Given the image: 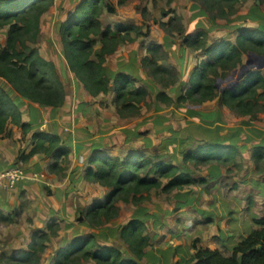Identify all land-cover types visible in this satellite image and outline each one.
Listing matches in <instances>:
<instances>
[{"label":"rangeland","instance_id":"rangeland-1","mask_svg":"<svg viewBox=\"0 0 264 264\" xmlns=\"http://www.w3.org/2000/svg\"><path fill=\"white\" fill-rule=\"evenodd\" d=\"M81 1L54 0V5L42 18L37 44L41 55L56 65L66 87V104L50 111L54 116H64L65 119L70 117L76 122H70L64 128L66 135L69 134L70 139L65 140L72 144V154L66 171L61 175L50 171L53 160L43 155L39 158L45 166L43 173L34 172L33 182L19 185L2 198L0 211L11 221L0 222V264H10V260L27 251L33 234L46 230L52 219L59 223V235L48 244L46 252L42 254L41 264H54L60 251L68 248L75 237L96 234L100 238L109 232V225L92 231L91 227L80 221L79 212L104 200L110 192L109 188L85 178L93 156L125 158L130 154H144L154 161L180 164L195 178L205 180L186 191L202 192L210 200L223 197L229 202L227 221L236 216L233 211H241L237 202L247 204V210L255 207L256 203L249 205L252 195L245 200L232 199L233 193L240 195V192H247L244 189L249 187L251 180L257 181V184L264 180V161L258 164L253 158L255 148L264 141V113L250 119L221 106L218 100L204 104L177 103L175 100V103L166 105L156 99L160 91H166L176 99L189 87L191 75L200 62L210 59L186 44L184 35L206 30L209 45L219 39L235 42L241 29L264 30V4L248 1L239 5L238 12L230 19L215 20L194 0H174L171 4L168 0H129L123 6L117 5L118 0H107V4L114 6L116 11H104L101 16L103 27L134 24L144 29L143 35L134 42L120 45L106 63L111 78L123 72L131 75L138 86H146L150 92L139 115L122 118L117 114L114 103L115 92L91 97L70 71L65 58L60 28ZM175 15L182 17L185 30L183 36L178 30L170 36L161 26L162 22L167 23ZM7 32L8 28L0 29L1 45L7 41ZM151 44L162 47L160 53L164 58L161 65L179 74V82L175 86L164 88L142 67L141 61L148 54L147 49ZM100 48L101 43L97 41L95 50L99 51ZM259 71L264 72V58L255 53H247L241 66L231 71L226 78L218 80V91L235 89L250 72ZM0 85L11 92L4 80L0 79ZM40 108L44 109L45 106ZM41 129L44 131L47 127L41 123L38 130ZM21 141L27 145L25 135L21 136ZM203 142L238 146V166L213 163L196 167L192 163L184 164V154ZM25 144L21 146L25 147ZM18 167L26 169L20 154L15 156L11 166ZM163 181L166 184L167 181ZM179 193L181 191L166 193L153 190L149 199L140 206H148L151 210L168 209L173 206L174 198ZM238 195L236 197H240ZM261 203L264 208V198ZM140 206L119 203L121 213L110 223L111 230L113 227L122 228ZM246 215L247 212L243 216Z\"/></svg>","mask_w":264,"mask_h":264},{"label":"trees","instance_id":"trees-1","mask_svg":"<svg viewBox=\"0 0 264 264\" xmlns=\"http://www.w3.org/2000/svg\"><path fill=\"white\" fill-rule=\"evenodd\" d=\"M129 0H118L123 6ZM174 0H168L171 4ZM211 19H230L238 12V6L248 1L264 4V0H194ZM54 5V0H0V29L8 28L5 45L0 44V79L4 80L11 92L0 85V140L13 123L29 133L31 125L22 122V111L16 104L13 94L45 107L60 108L66 104V87L57 71L56 65L46 60L37 46L41 35L43 16ZM114 13L116 8L107 0H82L76 10L62 23L61 41L69 69L85 89L93 96L108 95L115 92L117 114L122 117L139 115L142 105L147 103L150 92L146 86H138L131 75L118 72L114 78L108 75V57L115 54L122 44L134 42L143 35V27L134 24H116L103 27L101 16L104 11ZM167 13V12H166ZM167 34L175 31L185 33L182 17L175 15L167 23L162 22ZM134 34V36H133ZM99 38V40H97ZM208 31L200 30L184 35V42L201 51L209 60H202L193 71L189 87L176 99L166 91H160L157 101L166 105L175 103L204 104L218 100L219 104L239 116L255 119L264 113V72H250L242 84L235 89L218 91V80L243 64L247 53H255L264 58V30L241 29L236 41L219 39L207 42ZM97 41L101 43L95 50ZM162 47L151 44L148 54L141 64L147 74L164 88L175 86L179 74L161 65ZM16 95V96H17ZM35 147L20 159L28 162L36 154H44L55 162L50 171L63 174L69 162L71 150L59 135L46 132L34 133ZM239 148L233 144L203 142L183 156L184 164L196 167L213 163L237 165ZM253 158L259 164L264 161V146H258ZM85 178L109 188L110 192L98 201L79 212L80 221L89 227L102 228L117 219L121 208L119 203L140 206L149 199L153 190L166 193L183 191L193 185L204 183L186 171L180 164L154 161L144 154H130L125 158L93 156ZM163 180H166V184ZM11 221L0 211V222ZM259 228L238 243L230 255L220 250L198 248L187 264H264V218L256 220ZM60 226L52 219L46 230L33 234L28 250L10 260V264H41L42 254L48 244L58 237ZM148 227L140 219L132 220L122 229V239L138 260L144 257L150 245L146 235ZM96 234L75 237L68 248L58 254L54 264H82L92 261L95 264H137L124 262L122 252L99 242Z\"/></svg>","mask_w":264,"mask_h":264},{"label":"crops","instance_id":"crops-1","mask_svg":"<svg viewBox=\"0 0 264 264\" xmlns=\"http://www.w3.org/2000/svg\"><path fill=\"white\" fill-rule=\"evenodd\" d=\"M82 87L86 90L83 84ZM79 90L81 89L79 88ZM86 92L93 97L87 90ZM16 95L13 94V97L22 111V122L30 124L31 131L25 134L21 127L9 123L6 134L0 140L2 142L0 143V174L14 169L11 166L15 156L27 155L31 152L35 147L32 138L34 133L46 132L59 135L64 144L69 146L72 154V144L65 140L70 139L69 134L66 135L64 128L70 122H76L70 117L65 119L64 116L52 115V107L41 109L40 105ZM41 123L47 127L44 131H42L43 129L38 130V125L40 126ZM23 135L27 137V145L21 141ZM22 144H25V147L21 146ZM259 145L264 146V141ZM43 155L36 154L28 162H23L20 159L26 167L25 170L20 168L25 174L20 185L33 182L34 172L43 173L45 166L39 160ZM256 182L249 181V187L244 189L247 192H240V195L233 193L232 197V199L243 198L245 200L252 195L249 205L256 202L255 207L247 210V204L237 202L241 211H233L236 216H232L228 221L226 218H228L227 203L229 202L225 198L219 197L210 200L202 192L183 190L175 196L173 206L168 209L151 210L148 206H140L122 228L113 227L111 230L112 226L108 224L107 230L111 233L102 234L100 236L102 239L99 241H105V243H101L104 246L119 249L124 262L133 261L137 264H187V261L195 253V244L198 248L220 250L225 256L230 255L238 243L259 228L255 221L264 218V208L261 205L264 198V180L258 184ZM6 194L8 193L2 194L0 202ZM236 195L240 197H236ZM245 212L248 216L244 217ZM134 219H140L146 223L148 227L146 235L150 237V245L145 249L144 257L141 260L136 258L122 239V229ZM91 229L93 231V228ZM92 263L94 262L89 261L82 264Z\"/></svg>","mask_w":264,"mask_h":264},{"label":"built area","instance_id":"built-area-1","mask_svg":"<svg viewBox=\"0 0 264 264\" xmlns=\"http://www.w3.org/2000/svg\"><path fill=\"white\" fill-rule=\"evenodd\" d=\"M25 174L20 168H14L0 174V197L2 194L17 189ZM44 175H42L43 177Z\"/></svg>","mask_w":264,"mask_h":264}]
</instances>
